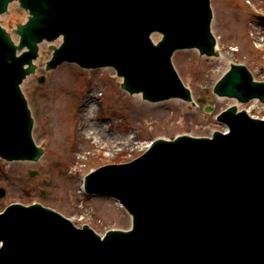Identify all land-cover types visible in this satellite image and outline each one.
<instances>
[{
	"label": "water",
	"instance_id": "95a60500",
	"mask_svg": "<svg viewBox=\"0 0 264 264\" xmlns=\"http://www.w3.org/2000/svg\"><path fill=\"white\" fill-rule=\"evenodd\" d=\"M18 1L31 15L16 31L18 46L0 27V157L7 161L42 155L19 87L34 72L37 43L62 36L47 69L64 61L112 66L124 78L122 89L149 102L191 100L172 66L174 51L216 55L209 0ZM18 1L0 0V14L10 11L0 16L1 25L15 42L13 31L27 19ZM153 32L163 35L157 45ZM248 70L232 67L214 93L264 102V83ZM218 121L228 134L156 140L136 161L108 163L86 177L87 193L124 206L131 231H110L102 239L38 204L11 205L0 214V264H264V121L235 108Z\"/></svg>",
	"mask_w": 264,
	"mask_h": 264
},
{
	"label": "rangeland",
	"instance_id": "374dc122",
	"mask_svg": "<svg viewBox=\"0 0 264 264\" xmlns=\"http://www.w3.org/2000/svg\"><path fill=\"white\" fill-rule=\"evenodd\" d=\"M210 6L211 31L218 41L219 52L226 58H206L196 50L178 51L172 58L193 98L204 99L205 103L197 108L180 100L150 104L140 95L130 96L121 90L122 80L111 68L82 70L74 64H63L46 71V62L52 56L50 46H58L60 42L39 44L35 73L25 79L21 90L33 120V139L43 148L44 155L35 163L0 159V188L5 190L0 198V212L12 203H39L69 218L76 227L87 225L99 235L109 230L126 231L131 227L130 215L113 199L85 194L81 190L85 175L108 163L132 161L159 137H209L214 131L224 132L226 128L217 122L216 115L230 106L254 118L262 117L264 104L219 98L212 90L232 64L246 66L256 81H264V23L256 19V16L264 18V0H210ZM40 77L44 78L41 84ZM92 90L97 97L93 104L94 118L99 123L96 126L81 121L77 115L82 96ZM58 105L65 107L57 115ZM206 106L212 111L205 112ZM53 117L56 120L61 117L64 155H59L52 145V139L57 137L49 134ZM85 123H90L89 133H98L100 138L98 145H89L96 149L109 143L116 151L113 154L101 151L89 156V160L79 161L77 156H84L76 154L78 148L86 144L79 142L75 132L83 129ZM106 127L109 132L102 137ZM122 141L128 146L126 149ZM29 170L37 171L39 176L30 177Z\"/></svg>",
	"mask_w": 264,
	"mask_h": 264
},
{
	"label": "bare ground",
	"instance_id": "6f19581e",
	"mask_svg": "<svg viewBox=\"0 0 264 264\" xmlns=\"http://www.w3.org/2000/svg\"><path fill=\"white\" fill-rule=\"evenodd\" d=\"M56 41L60 42L61 38L60 39L58 38V39H56V40H54V41H52L50 43H54ZM263 42H264V40H263ZM215 50L218 53L217 58H219L220 60H223V59L226 58L225 54L219 52L218 41H216ZM109 68L114 70V68H112V67H109ZM219 98H221V97H219ZM96 99H97V97L94 95V91L93 90L89 91V92H85V94L82 96V99H81V105H80V107L77 110V115H79V117H81V121L82 120H86L87 122H90L91 124H93V126L99 125L98 121L95 120V118H94L95 109H94V105L93 104H94ZM64 107L65 106H63V108ZM61 108H62V106H60V105L57 106V111H56L57 115L61 111L60 110ZM84 108L87 111L84 112L83 111ZM60 118L61 117H59L58 120H56L54 117L52 118L53 120L50 121L51 127H50V130H49V134H53V135L57 134L56 139H54V140L52 139V145H53V147L55 149H57V151L59 152V155H64L66 153V146H65V143H64V140H63L64 129H63L62 121H61ZM89 124L85 123L83 129L76 130V132H75V137L79 140V142L80 143L83 142V143L86 144V146L79 147L78 151L76 153V154H79V155H83L84 157L82 158V157H78L77 156V159L79 161L80 160H86V159L89 160V156H91V155H93L95 153L96 154H101V151H110L111 154H113L116 150H114V148H112L109 145V143H106V145L102 144L101 146H99V148L97 147L96 149H94L91 145H89V143L90 144L92 143L94 145H98L99 144V140H100V138L98 137L99 136L98 133H96V134L95 133H89V131L87 130L88 127H89ZM108 132H109V128L108 127L104 128L101 136L103 137ZM122 147H124V149H126V147H128V146L123 142V146Z\"/></svg>",
	"mask_w": 264,
	"mask_h": 264
}]
</instances>
